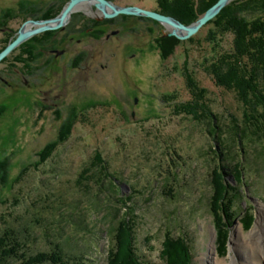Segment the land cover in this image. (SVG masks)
I'll return each mask as SVG.
<instances>
[{"label":"rangeland","instance_id":"1","mask_svg":"<svg viewBox=\"0 0 264 264\" xmlns=\"http://www.w3.org/2000/svg\"><path fill=\"white\" fill-rule=\"evenodd\" d=\"M68 1L0 0V46ZM111 1L160 12L159 0ZM100 16L87 4L49 42L26 40L28 61L23 42L0 62V235L19 240L23 254L5 264H76L78 255L110 264L112 244L126 264H164L168 235L186 240L191 264H209L213 239L217 258L242 262L236 229L264 231V133L246 115L260 118L261 109L210 73L213 65L229 72L222 58L235 35L210 20L186 39L174 36L167 55L165 24ZM65 127L66 140L42 158ZM57 253L67 261H50Z\"/></svg>","mask_w":264,"mask_h":264},{"label":"trees","instance_id":"2","mask_svg":"<svg viewBox=\"0 0 264 264\" xmlns=\"http://www.w3.org/2000/svg\"><path fill=\"white\" fill-rule=\"evenodd\" d=\"M159 1L160 12L173 15L186 24H190L191 22L197 20L210 6L217 2V0H198V2L196 0ZM21 5H24V3H21ZM56 7L57 6L53 4L51 7L47 8L41 15H39V17L50 18L52 16H55L61 10L60 8L58 9ZM20 8L22 10L24 9V7L22 6H20ZM32 9L35 8L28 7L27 10L29 11L27 12H31ZM251 11L264 15V0H233V2L229 6L225 7L215 19L209 22L214 23L218 30L230 31L235 35L233 52L224 55L222 58V62L227 64L229 72L224 73L225 70L222 71L219 65H213L215 69L213 71L211 70L210 73H213L215 75L220 85L235 88L239 98L241 100L244 99V103L248 106L250 105L249 107L258 104V107H260L261 109L258 114L260 118L256 117V115L254 116L251 113H246V115L249 119L253 118L255 122L253 121L252 125L255 126L258 130L263 131L264 133V93L260 88L257 80V70L259 68H263L262 70L264 71V21L262 19L264 18V16L250 18L246 13H249ZM35 16L37 17V15ZM55 33L56 31L49 30L38 34L27 42H29L30 44L31 42L33 44L34 41H37L39 43H43L44 41L49 42V40L55 35ZM11 37L12 36L10 34L6 37L5 43L0 46V51L4 49L11 40H13V38ZM162 39L164 41H167V45H169L167 55L172 53L174 45L178 44L179 42V40L174 36L165 37ZM27 42H24L17 49H27L31 56L32 48L27 47ZM169 42L172 43L169 44ZM8 57H6L4 61H6ZM32 59H34V57ZM208 71L210 70L208 69ZM69 132L70 127L63 128L58 137V140L54 142V144H50L49 148L47 147L43 149V151H41L39 155L42 158H47L52 153L58 142L66 140ZM239 137L240 140H242L243 135L240 134ZM6 170L7 162L0 163V179L4 183L7 181V177L5 174ZM236 194L238 195V193ZM236 194L234 196H236ZM126 215H128V213ZM127 223L129 226V221H127ZM129 230L131 231L130 227ZM185 242L186 240H183L182 238L173 239L170 235L167 236V240L164 244V249L161 252L164 264H191L192 255L189 246ZM19 245V240H16L9 235H0V264H5L8 258L23 257V254L18 253V249L21 247ZM44 256L45 255H43V258L41 260H39L41 261V263L43 261V263H46L45 261H47V257ZM64 258L65 255L63 253H57V257L52 256V259H50V261L57 262L65 260L66 262L67 260ZM73 258L78 260L75 261L76 264H88L84 261L86 256L83 257L78 255V257L73 256ZM109 259L110 264H126L124 260L125 257H121L118 255L117 247L115 244H112V248L109 250ZM137 260L138 264H146L142 261L141 257H138Z\"/></svg>","mask_w":264,"mask_h":264},{"label":"water","instance_id":"3","mask_svg":"<svg viewBox=\"0 0 264 264\" xmlns=\"http://www.w3.org/2000/svg\"><path fill=\"white\" fill-rule=\"evenodd\" d=\"M230 1L231 0H218L208 8L198 20L187 25L170 15L138 6H118L111 0H69L60 14L53 18L26 20L19 29L16 37L0 51V62L8 56L15 47L33 35L65 26L68 23L67 21L70 14L76 10V6L80 4H94L101 10L103 13L102 16L104 17H115L119 14L146 16L165 24L167 28L171 29L168 35L186 39L198 32L203 25L215 17Z\"/></svg>","mask_w":264,"mask_h":264},{"label":"bare ground","instance_id":"4","mask_svg":"<svg viewBox=\"0 0 264 264\" xmlns=\"http://www.w3.org/2000/svg\"><path fill=\"white\" fill-rule=\"evenodd\" d=\"M83 6H87V4L77 5L76 6V10H74L70 14L67 22H69V20L71 19L72 15L76 11L80 10ZM96 9L100 12V15L103 14L100 9H98L97 7H96ZM100 17L101 18H113V17H104V16H100ZM58 29H60V28H58ZM46 31H49V30H46ZM43 32H45V31H43ZM38 34H40V33H38ZM28 39H26V40H28ZM25 41H23V42H25ZM22 43H20V44H22ZM17 47H15L14 49H16ZM262 218L263 217L261 216V218L259 219V222L262 220ZM236 231H237L236 235H241V234L243 235L240 238H235L234 235L232 236L233 242L235 241L237 244H238V242H240L243 245L242 248H244L243 252H245L244 254L246 255V257H245V259L241 260L242 262L238 261L235 257H233L230 262H228L226 259L217 258V255H216V252H215V250H216L215 241H214L215 239L212 240L209 251L204 253V257H203L204 261L209 263V264L210 263H213V264H261V262H264V231H262L261 229H258L257 226L254 227L251 232L247 233V235L246 234L244 235V232H243L241 227H238L236 229Z\"/></svg>","mask_w":264,"mask_h":264},{"label":"flooded vegetation","instance_id":"5","mask_svg":"<svg viewBox=\"0 0 264 264\" xmlns=\"http://www.w3.org/2000/svg\"><path fill=\"white\" fill-rule=\"evenodd\" d=\"M83 8H84V6H83L81 9H83ZM95 9H96V7H95ZM78 11H79V10H78ZM96 12L100 14V12H99L97 9H96ZM74 14H75V13H74ZM93 14H94V13H93ZM88 15H89V13H88ZM94 15H96V14H94ZM83 17H86V19L91 20V16H87V14H84ZM71 18H73V15H72ZM94 18H95V17H94ZM114 18H115V17H113V18H108V19H110L109 21L113 22V21L115 20ZM97 20H98V19H97ZM93 21H94V19H93L92 22H91L93 26H97L98 24H101V22H102L101 20H98L99 23L97 22V23H98V24H97V23H94ZM91 23H90V24H91ZM58 30H61V28H60V29H56V32H58ZM45 32H46V31H45ZM40 34H41V33H40ZM30 48H32V47L30 46ZM22 50H23V49L21 48L20 51H22ZM25 50H26V52H25V51H24V52H25L26 56H28V59H26V60L28 61V60H29L30 53L28 52L27 49H25ZM22 63H24V62H22Z\"/></svg>","mask_w":264,"mask_h":264}]
</instances>
